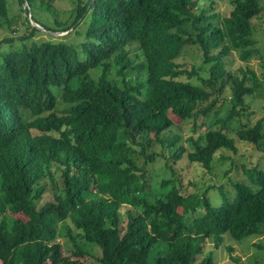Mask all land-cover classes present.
<instances>
[{"label": "trees", "instance_id": "trees-1", "mask_svg": "<svg viewBox=\"0 0 264 264\" xmlns=\"http://www.w3.org/2000/svg\"><path fill=\"white\" fill-rule=\"evenodd\" d=\"M61 1L0 0V27L24 31L0 42V264H88L94 248L90 264H214L208 239L262 236L264 127L242 116L264 88L248 66L264 0L224 15L218 0ZM190 46L200 65L178 61ZM243 147L250 185L218 204L203 177L183 189L175 162ZM160 157L172 177L157 181Z\"/></svg>", "mask_w": 264, "mask_h": 264}, {"label": "rangeland", "instance_id": "rangeland-1", "mask_svg": "<svg viewBox=\"0 0 264 264\" xmlns=\"http://www.w3.org/2000/svg\"><path fill=\"white\" fill-rule=\"evenodd\" d=\"M54 2L61 8L64 7V2L61 0H54ZM205 2V0H199V3ZM14 7H17L16 2ZM219 12L221 15L227 14L231 10V3L228 0H218L215 3V9L213 11ZM255 25V33L253 35L254 40H256L255 45L260 46L264 51V8L261 12V18L259 20L254 21ZM23 30L12 31L6 26L0 27V42L3 41L6 37L7 38H17L23 35ZM4 46V43L2 44ZM6 46V44H5ZM188 53L187 56L178 59L180 63L183 65H191L193 63H197L200 65L202 63V53L198 50L195 46H190L189 49L186 50ZM190 54L192 56H190ZM130 55V53H129ZM234 60L232 63V71H236V67L239 65H245L243 60L240 59L239 56H234ZM248 66L253 69L258 77L264 78V60L260 58H252L248 62ZM242 105H238L237 108L239 109ZM228 105H226V108ZM244 112L247 114L242 116L244 122L249 123L251 126L254 125L258 120L263 121L264 127V88L258 89L257 95H250L245 97V103L243 105ZM223 114V113H220ZM238 126V120L233 119L231 127L235 129ZM188 130V127L185 128ZM201 132H199L200 134ZM228 136L233 137L231 133ZM240 143L248 144L249 142L240 140ZM235 143L236 140H235ZM241 152H234L225 148H221L218 150L214 156L213 161L210 163L209 169H205L200 164H190L186 163H174L175 172H178L181 176V183L183 185V189L189 188L187 187L189 184V180L191 177L194 178H202L205 181V186L210 187L211 185L213 188L210 190L208 194V198L212 204L220 203L224 197L226 196H234L233 186L231 190H228L229 187L227 183L234 184L235 182H243L250 185L249 178L247 177L246 169H249L256 163H260L258 161L257 155L258 152H255V156L252 154L249 148H241ZM166 158L160 157L152 162L147 164V168H149L150 173L149 177L151 179H156L159 181L160 179L171 178L172 173L167 170L164 166L166 165ZM264 162V161H263ZM196 163V162H194ZM141 164V163H139ZM226 171V172H225ZM230 172V175H227V172ZM154 178H153V177ZM176 182V181H175ZM230 191V193H229ZM250 238V239H249ZM63 242L65 247H69L70 245H66L64 241V237L58 239ZM65 242V243H64ZM238 242L234 241L233 239L225 236L223 242L216 247L214 242L211 239H208L204 244L205 252H209L213 259L214 264H233L230 259L229 252L227 250V246L232 247V253L234 255H238L241 260L245 261L249 258H257L264 264V234L262 236L256 237H248L245 239H241ZM253 244H258L257 246H253ZM260 245V247H258ZM94 256L88 257L86 263L90 264L95 262V257L99 255V250L97 248L93 249Z\"/></svg>", "mask_w": 264, "mask_h": 264}, {"label": "water", "instance_id": "water-1", "mask_svg": "<svg viewBox=\"0 0 264 264\" xmlns=\"http://www.w3.org/2000/svg\"><path fill=\"white\" fill-rule=\"evenodd\" d=\"M35 25H36V27H38L39 29L44 30L43 27L39 26L38 24H35ZM54 33H56V32H54ZM58 34H61V33H56V35H58Z\"/></svg>", "mask_w": 264, "mask_h": 264}]
</instances>
